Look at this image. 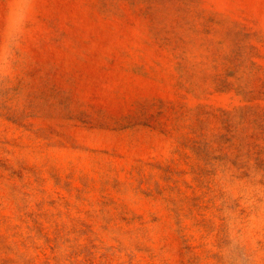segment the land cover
Returning a JSON list of instances; mask_svg holds the SVG:
<instances>
[{"label":"rangeland","instance_id":"374dc122","mask_svg":"<svg viewBox=\"0 0 264 264\" xmlns=\"http://www.w3.org/2000/svg\"><path fill=\"white\" fill-rule=\"evenodd\" d=\"M0 264H264V0H0Z\"/></svg>","mask_w":264,"mask_h":264}]
</instances>
